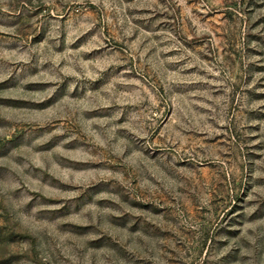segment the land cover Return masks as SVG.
<instances>
[{"label": "clouds", "instance_id": "9594fccd", "mask_svg": "<svg viewBox=\"0 0 264 264\" xmlns=\"http://www.w3.org/2000/svg\"><path fill=\"white\" fill-rule=\"evenodd\" d=\"M5 146L0 264H264V0H0Z\"/></svg>", "mask_w": 264, "mask_h": 264}, {"label": "rangeland", "instance_id": "374dc122", "mask_svg": "<svg viewBox=\"0 0 264 264\" xmlns=\"http://www.w3.org/2000/svg\"><path fill=\"white\" fill-rule=\"evenodd\" d=\"M8 86H12V85H8ZM8 149H7V147L5 146V147H0V151H3V152H6Z\"/></svg>", "mask_w": 264, "mask_h": 264}]
</instances>
